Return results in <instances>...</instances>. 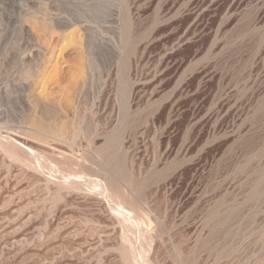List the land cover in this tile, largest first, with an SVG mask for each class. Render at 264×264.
<instances>
[{
    "label": "rangeland",
    "instance_id": "374dc122",
    "mask_svg": "<svg viewBox=\"0 0 264 264\" xmlns=\"http://www.w3.org/2000/svg\"><path fill=\"white\" fill-rule=\"evenodd\" d=\"M0 264H264V0H0Z\"/></svg>",
    "mask_w": 264,
    "mask_h": 264
},
{
    "label": "bare ground",
    "instance_id": "6f19581e",
    "mask_svg": "<svg viewBox=\"0 0 264 264\" xmlns=\"http://www.w3.org/2000/svg\"><path fill=\"white\" fill-rule=\"evenodd\" d=\"M58 62V61H57ZM116 205V204H115ZM118 207V206H117ZM121 207V206H120ZM119 208V207H118ZM119 211L122 213V214H125V213H128L129 214V216H130V218L131 217H133V215H132V213H130V212H132V211H129V210H127L125 207H121V208H119ZM127 214V215H128ZM137 217V216H136ZM135 223V222H134ZM145 229V228H144ZM147 235V234H146ZM140 246V245H139ZM141 256V255H140Z\"/></svg>",
    "mask_w": 264,
    "mask_h": 264
}]
</instances>
